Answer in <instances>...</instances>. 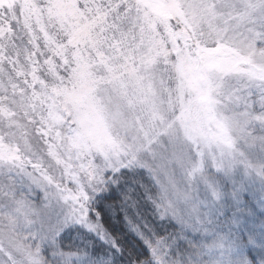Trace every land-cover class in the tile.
I'll list each match as a JSON object with an SVG mask.
<instances>
[{"label":"snow or ice","instance_id":"obj_1","mask_svg":"<svg viewBox=\"0 0 264 264\" xmlns=\"http://www.w3.org/2000/svg\"><path fill=\"white\" fill-rule=\"evenodd\" d=\"M255 147L264 0H0V264H181L159 222Z\"/></svg>","mask_w":264,"mask_h":264},{"label":"rangeland","instance_id":"obj_2","mask_svg":"<svg viewBox=\"0 0 264 264\" xmlns=\"http://www.w3.org/2000/svg\"><path fill=\"white\" fill-rule=\"evenodd\" d=\"M262 169L264 149L259 147L245 150L243 158L237 157L219 168L210 158L206 159L203 174L193 182L200 222L195 226L175 219L159 222L164 225L170 240L176 234L196 236L195 239H185L190 240L189 247L194 249L183 258L173 253L175 240L171 241L169 257L180 260L181 264H250L245 259L244 244L236 234H230L235 231L223 226L230 225L240 232L246 223H251L253 218L264 212ZM175 227L178 229L176 233L172 229ZM100 243L108 248L103 241Z\"/></svg>","mask_w":264,"mask_h":264},{"label":"trees","instance_id":"obj_3","mask_svg":"<svg viewBox=\"0 0 264 264\" xmlns=\"http://www.w3.org/2000/svg\"><path fill=\"white\" fill-rule=\"evenodd\" d=\"M104 220L105 227L108 228L109 231L120 235L122 239H124L126 244L135 240L134 233L130 232L123 223V213L117 212L114 218L112 217L111 213H108V215L104 217ZM250 222L252 224L249 222L246 223V225L243 226V229H241L240 232H237L230 225L221 226L225 227L229 231H235V233L230 234H236L238 236L237 239L239 241L241 240V242L244 244V255L248 263L261 264L264 262V212L258 214V216L253 218ZM164 229V225H161V227H159L157 231L159 232V234L164 235L165 233H167ZM172 229L174 230V233L178 231L176 227ZM195 237L196 236L191 237L190 235L185 234H176V237H174L173 235V238L171 240L172 242L175 240L173 243V253L179 255L181 258L185 257V255L191 254L194 248H190V240L185 241V239H195ZM136 243H138V241ZM97 247H99V245H97ZM104 247L106 248L105 245ZM133 251L143 252L147 254V249L142 247L134 248ZM117 255H119V253H117ZM121 264H129V257L126 254L124 259L121 261Z\"/></svg>","mask_w":264,"mask_h":264}]
</instances>
